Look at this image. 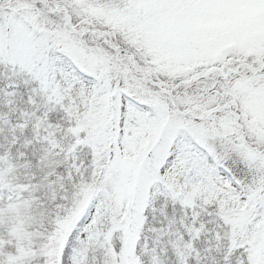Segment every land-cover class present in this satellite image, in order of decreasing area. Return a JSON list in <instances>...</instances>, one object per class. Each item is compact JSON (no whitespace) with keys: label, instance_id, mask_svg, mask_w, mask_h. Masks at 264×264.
I'll use <instances>...</instances> for the list:
<instances>
[{"label":"snow or ice","instance_id":"1","mask_svg":"<svg viewBox=\"0 0 264 264\" xmlns=\"http://www.w3.org/2000/svg\"><path fill=\"white\" fill-rule=\"evenodd\" d=\"M0 264H264V0H0Z\"/></svg>","mask_w":264,"mask_h":264}]
</instances>
